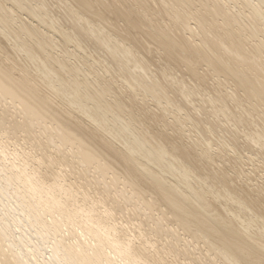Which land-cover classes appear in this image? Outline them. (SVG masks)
Instances as JSON below:
<instances>
[{
	"label": "bare ground",
	"instance_id": "bare-ground-1",
	"mask_svg": "<svg viewBox=\"0 0 264 264\" xmlns=\"http://www.w3.org/2000/svg\"><path fill=\"white\" fill-rule=\"evenodd\" d=\"M218 118L264 155V0H0V264H264Z\"/></svg>",
	"mask_w": 264,
	"mask_h": 264
},
{
	"label": "rangeland",
	"instance_id": "rangeland-1",
	"mask_svg": "<svg viewBox=\"0 0 264 264\" xmlns=\"http://www.w3.org/2000/svg\"><path fill=\"white\" fill-rule=\"evenodd\" d=\"M50 5L52 6V4H50ZM60 49H64V48H63L62 46H60ZM76 59H77V58H75V59L73 58L72 61H73V60H76ZM73 62H74V61H73ZM152 67H154V65H152ZM178 73H179V72H177L176 74H178ZM179 74H180V73H179ZM90 76H93V75H90ZM186 79H188V78H186ZM188 81H189V80H188ZM189 82L191 83L192 81L190 80ZM174 98H175V97L172 98L173 103L180 105L179 100H178L177 98H175V99H174ZM176 99H177V100H176ZM150 100H151V102H150ZM193 101H194V100H193ZM149 102H150V105L154 107V105H153L154 103H152V99L149 98ZM194 104H196V107H197V109H198V111H196V114H197L198 116H200V117H204V114L202 113V111H201V110L199 109V107H198L199 103L195 100V101H194ZM185 113H186V112H183V114H182L183 116L181 115L180 118H182V119L187 118V117H186L187 114H185ZM184 117H185V118H184ZM210 118H211V117H210ZM212 118H213V117H212ZM213 119L216 120L217 117H216V118L214 117ZM213 119H211L210 121H212ZM215 120H214V121H215ZM184 121H185V123H188V124L190 123L189 126H190V125L194 126V125H193V122H192L191 119H190V122H188L189 119L184 120ZM222 121H223V120H221V118H220V119L218 118V122H220V123L222 124V126H223V123H224V126H223V127H225V124H227V126L224 128L225 130L223 129V131L225 132L226 130H229V129H230L231 124L227 123L226 121H223V122H222ZM204 123H206V124L208 125V126H207V125L205 124L207 127H209V125L211 126V122H210L209 124H208L207 122H204ZM204 123H203V124H204ZM188 124H185V126H186V125L188 126ZM187 126H186L187 132L189 133V131L191 130L190 132L192 133V131H193V133H194V137H195V135L200 134V133H199V129H197V127L194 126V129H195V130H194V129L192 128V126L189 127L190 129H189ZM223 127H222V128H223ZM191 128H192L193 130H192ZM210 128H211V127H210ZM220 128H221V127L216 128V129H215V128H214V129L211 128V132H212V134H213V133H214V134H217V136H218L219 138H221V139H219V138L217 139L216 135H213L214 137L212 136L213 139H214V140L212 139V140H213V143H214V147L216 146L215 149H217V145H218L219 143H223L222 141H225V143H227V142H226V141H228L227 139L231 138V134H232V133H230V132H231L230 130L227 131V132H225V133H224V132H220V131L222 130V128H221V130H220ZM226 128H228V129H226ZM217 129L219 130L218 132L216 131ZM188 130H189V131H188ZM219 132H220V133H219ZM193 133L191 134V136H193ZM223 133L225 134V136H222V135H224ZM228 133H230V134L228 135ZM189 134H190V133H189ZM220 134H221V135H220ZM226 134H227V135H226ZM201 135H202V134H201ZM219 135H220V136H219ZM198 136L201 138L200 135H198ZM227 136H230V137L228 138ZM19 137H20V136H19ZM224 137H226L225 140L223 139ZM202 138H203V136H202ZM215 138H216V139H215ZM216 140H218V141L221 140V141L218 142V141H216ZM230 140H231V139H229L228 144L231 145V147L233 146L232 149H233V151L235 152V153L232 152L231 154H233L234 156H236L235 158H237V159H239L238 157L242 156L240 159H241L242 162H243V163H242V164H243V167L248 169V170L246 169L247 172L252 168L251 166H253V169H254V168H256V167L258 166V164H259V165L262 164L261 162L264 163V161H263V160H264V155H263L261 152H259L258 150H254V151L252 150V151H249V150H251V149H247V150H246V148L243 147V146H242L243 148H241V146H239V147H240V148H239L238 146H236V145L234 144V142L231 143L232 140H231V141H230ZM214 141H215V142H214ZM19 142H20V138H19ZM229 142H230L231 144H230ZM215 144H217V145H215ZM220 145H221V144H219V147H220ZM234 146H235L236 148H237V147H238V148L236 149V148H234ZM246 151H247V152H246ZM236 153H237V155H239V156H237ZM261 154L263 155V157L261 156ZM233 155H232V156H233ZM246 155H247V156H246ZM250 155H251L250 158H253V159H254V160L252 159L253 161L249 158ZM252 155H253V156H252ZM256 155H257V156H256ZM258 158H259V159H258ZM247 159H248L249 161H248ZM256 159H257V160H256ZM246 160H247V161H246ZM250 160H251V161H250ZM260 160H261V161H260ZM251 162H252V163H251ZM253 162H254V164H253ZM247 164H248V165H247ZM255 164H256V165H255ZM249 165H250V166H249ZM251 170H252V169H251ZM251 170H250V172H251ZM252 172H253V171H252ZM253 174H254V175H253ZM252 175L254 176V178L252 177ZM252 175H251V179H252V180H255V179L260 180V179H261L260 176H258V175H261V171H259V170L256 171V172H253ZM255 175H256V176H255ZM257 177H259V178H257ZM255 181H256V180H255ZM181 260H182V258L180 259V261H181ZM183 260H185V259H183ZM182 262H183V261H182ZM184 262H185V261H184ZM220 264H221V263H220Z\"/></svg>",
	"mask_w": 264,
	"mask_h": 264
}]
</instances>
